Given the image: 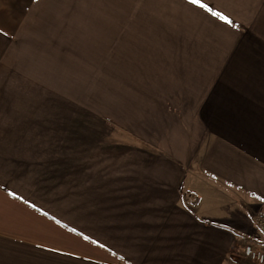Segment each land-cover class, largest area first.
<instances>
[{
    "label": "crops",
    "instance_id": "obj_1",
    "mask_svg": "<svg viewBox=\"0 0 264 264\" xmlns=\"http://www.w3.org/2000/svg\"><path fill=\"white\" fill-rule=\"evenodd\" d=\"M259 210L264 0H0V264H229Z\"/></svg>",
    "mask_w": 264,
    "mask_h": 264
},
{
    "label": "built area",
    "instance_id": "obj_2",
    "mask_svg": "<svg viewBox=\"0 0 264 264\" xmlns=\"http://www.w3.org/2000/svg\"><path fill=\"white\" fill-rule=\"evenodd\" d=\"M255 226L264 231V210H259L254 216ZM253 261L255 264H264V250L252 243H245L240 248L234 247L228 254L230 263H237L238 256Z\"/></svg>",
    "mask_w": 264,
    "mask_h": 264
},
{
    "label": "rangeland",
    "instance_id": "obj_3",
    "mask_svg": "<svg viewBox=\"0 0 264 264\" xmlns=\"http://www.w3.org/2000/svg\"><path fill=\"white\" fill-rule=\"evenodd\" d=\"M96 89L98 90V88H96ZM99 94H100V96H102L101 92H99ZM101 103H102V98L100 97L99 102H97V104L100 106V109H101ZM229 264H234V263H229ZM235 264H255V263L253 261L239 255V257L237 259V263H235Z\"/></svg>",
    "mask_w": 264,
    "mask_h": 264
},
{
    "label": "snow or ice",
    "instance_id": "obj_4",
    "mask_svg": "<svg viewBox=\"0 0 264 264\" xmlns=\"http://www.w3.org/2000/svg\"><path fill=\"white\" fill-rule=\"evenodd\" d=\"M199 2V0H192V3H198ZM202 7H207L206 5H201ZM209 11H212L210 8L208 9ZM212 15H214V16H218L220 19H222V20H224L226 23H232V21H230L229 19H228V17H226V16H224V15H222L221 13H219V12H214V11H212Z\"/></svg>",
    "mask_w": 264,
    "mask_h": 264
}]
</instances>
